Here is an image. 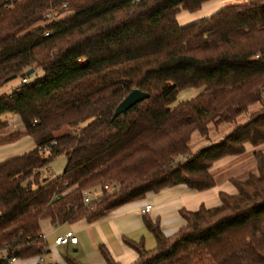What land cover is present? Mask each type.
<instances>
[{
	"label": "trees",
	"instance_id": "16d2710c",
	"mask_svg": "<svg viewBox=\"0 0 264 264\" xmlns=\"http://www.w3.org/2000/svg\"><path fill=\"white\" fill-rule=\"evenodd\" d=\"M207 1L0 0V89L29 78V69L43 73L0 96V115L22 124L4 132L0 122V146L26 136L35 143L0 163V249L8 258L47 252L43 219L94 222L163 190H209L218 161L264 144V0L178 23L180 9ZM133 89L147 98L113 118ZM186 89L198 92L176 102ZM233 123L208 140L211 126ZM193 135L205 143L192 149ZM59 156L62 172L45 176ZM253 158L255 172L229 177L235 192L219 191L218 205L180 208L183 223L170 235L144 212L155 245L124 239L138 255L131 264H264V153ZM92 189L102 195L86 204L83 191ZM99 250L105 264H122Z\"/></svg>",
	"mask_w": 264,
	"mask_h": 264
},
{
	"label": "crops",
	"instance_id": "0c3cea01",
	"mask_svg": "<svg viewBox=\"0 0 264 264\" xmlns=\"http://www.w3.org/2000/svg\"><path fill=\"white\" fill-rule=\"evenodd\" d=\"M225 3V0H209L204 2L200 9L194 13L189 15H185L184 12L178 13L176 18L179 14H184L181 19L178 17L177 20L180 25H187L188 23L208 18L220 8L227 5ZM0 119L8 123L17 120L22 128L19 118L14 114L4 113L0 115ZM7 127L8 126L5 125V128L3 129L4 132H10L7 130ZM28 137L29 136L23 138ZM29 138L32 143L28 142L26 147L32 150L35 147V143L31 137ZM12 143L0 146V163L15 156L11 154L14 153L15 150V153L22 151V147L13 150H6L8 146L13 145ZM219 191L226 190L216 188L215 191L210 193H194V191L178 186L163 190L158 194L149 195L144 199L124 204L107 216L94 222L80 220L73 224L53 225L49 219H43L40 221V231L47 243V252L45 255L47 258L58 264H67L65 260L66 257L72 258L80 264H105L106 261L99 250L100 245H104L113 260L122 264H131L137 259L138 255L125 243L124 239H129L134 242L142 241L144 247L147 245L149 249H152L150 248L152 241L150 238H153V236L145 228L143 223V216L145 214L141 212V209H143L145 205H151V210L146 214L152 219L159 217L162 231L166 235H170L183 223L178 215V210L180 208L185 207L189 210H195L201 204L206 207L216 206L219 204ZM226 192L234 193L235 189L232 186L231 190ZM68 230L74 232V235L77 238L76 244L56 245L53 243L55 237L64 234ZM77 233L80 234L83 244H88V255L74 257L70 254V252H77L79 250V247L77 248V246H79L80 240L79 237H77ZM12 264H35V257L16 259Z\"/></svg>",
	"mask_w": 264,
	"mask_h": 264
},
{
	"label": "rangeland",
	"instance_id": "374dc122",
	"mask_svg": "<svg viewBox=\"0 0 264 264\" xmlns=\"http://www.w3.org/2000/svg\"><path fill=\"white\" fill-rule=\"evenodd\" d=\"M248 0H225V4H241V3H245ZM185 15H189L192 14L194 12H188L186 10L180 9L178 13H183ZM184 14H179V19H181L183 17ZM177 17V18H178ZM190 24V23H188ZM43 75L42 71L40 69H37L36 71H34L32 74L27 75L29 76V78L33 81L37 78H40ZM21 78H17L11 82H9L8 84H6L3 88L0 89V96L1 95H5V94H10L12 93L14 90H16L18 88L19 82H20ZM198 92V90L195 89H186L181 91L178 96H177V100L176 102L182 101V100H186L189 99L191 97H193L196 93ZM254 108H252V110L249 111V113L251 111H253ZM249 114L246 115H242L238 118L236 123H241L243 121H245L247 119ZM0 122L4 125H7V130L12 132L16 129H21V125L18 124L17 120H14L12 123H8L5 122L4 120L0 119ZM235 126V123L233 124H227V125H222L218 128H214V127H210V136H209V141L210 142H217L220 137L222 136V134H224L225 132H227L228 130H230L231 128H233ZM6 130V131H7ZM28 142L32 143L30 138H23V139H19L17 141H15L14 143H12L13 145L8 146L6 148L9 150H13V149H17V148H21L22 151H20L19 153H11L12 155L18 156L19 154H24L23 152H28V147L27 144ZM205 143V140L200 138L198 135H193L192 141H191V147L192 149L197 148L198 146H200L201 144ZM255 150H260L264 153V144L260 145L258 147H253L250 145H247L246 151L244 154L238 155V156H230V157H226L223 158L222 160H220L219 162H217L213 168H212V172L215 176L216 179V186L214 188H211L209 190L206 191H202V192H198L195 190H190V191H194V193H210L216 190V188H219L221 190H226V191H230L232 185L230 184V182H228V178L229 177H235V178H240V179H244L250 172H255V163H254V158H253V152ZM65 158L62 156L56 157L52 163L50 164V166L47 168V170H45L43 173L45 176H55L59 173L62 172L64 165H65ZM183 187V186H181ZM184 189H186L185 187H183ZM189 190V189H188ZM193 193V192H192ZM149 233V232H148ZM150 235V234H148ZM77 237H79V246H77V248L79 247V250L77 252H70V254H72L74 257H78V256H85L89 254V249H88V244H83V240L80 237V234L77 233ZM152 237V236H151ZM151 241V247L153 248L155 245V242L153 240V238H150ZM149 244V243H148ZM145 245V248L149 247Z\"/></svg>",
	"mask_w": 264,
	"mask_h": 264
},
{
	"label": "built area",
	"instance_id": "2783aa9c",
	"mask_svg": "<svg viewBox=\"0 0 264 264\" xmlns=\"http://www.w3.org/2000/svg\"><path fill=\"white\" fill-rule=\"evenodd\" d=\"M3 1L8 6H11L13 3H15L16 1H19V0H3ZM45 35H48V34L45 33ZM255 57L257 58L258 55H256ZM31 82H32V80L30 78H27V77L21 78L19 85H18V88L20 85H29V84H31ZM18 88L16 89V91H18ZM103 188L105 190L110 191V192L117 189V187L115 185L111 186V187H108L106 185ZM101 195H102V193L100 190H94V189L85 190V191H83L84 203L88 204L93 199H98L99 197H101ZM150 210H151V205H145L143 207V209H141V212L142 213L149 212ZM40 236L43 238V236L41 234H40ZM76 242H77V238L74 235V232L72 230H68L64 234L55 237L54 241H53V243L56 245L76 244ZM0 259L8 261L10 264H12L16 260L14 257L8 258L6 252L2 249H0ZM35 264H58V263L47 258L45 253H44V254H40V255L35 256Z\"/></svg>",
	"mask_w": 264,
	"mask_h": 264
},
{
	"label": "water",
	"instance_id": "95a60500",
	"mask_svg": "<svg viewBox=\"0 0 264 264\" xmlns=\"http://www.w3.org/2000/svg\"><path fill=\"white\" fill-rule=\"evenodd\" d=\"M33 73V69H29L26 73V75H30ZM147 98V94L142 93L138 89L131 90L122 100L121 102L116 106V108L113 111V118L117 117L118 115L124 113L127 109H129L131 106H133L135 103L143 101Z\"/></svg>",
	"mask_w": 264,
	"mask_h": 264
}]
</instances>
